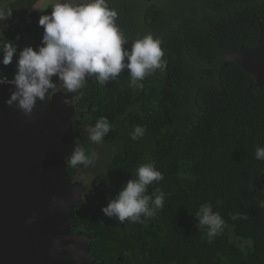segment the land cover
Returning <instances> with one entry per match:
<instances>
[{"label": "trees", "instance_id": "trees-1", "mask_svg": "<svg viewBox=\"0 0 264 264\" xmlns=\"http://www.w3.org/2000/svg\"><path fill=\"white\" fill-rule=\"evenodd\" d=\"M108 2L119 13L126 47L152 33L162 41L167 66L136 85L128 70L103 86L91 76L78 91L74 119L92 127L106 117L113 125L99 146L107 157L99 177L109 188L96 210L149 162L164 179L148 194L159 189L165 198L143 223L88 217L77 207L79 228L95 239L93 255L105 264H264V174H258L264 161L255 157L256 148L264 147V85L223 57L258 44L264 0ZM53 5L24 27L35 48L44 32L39 18ZM136 126L145 134L132 140ZM80 138L77 131V147L97 153ZM205 203L225 221L211 241L206 228L197 227L196 213Z\"/></svg>", "mask_w": 264, "mask_h": 264}, {"label": "clouds", "instance_id": "clouds-1", "mask_svg": "<svg viewBox=\"0 0 264 264\" xmlns=\"http://www.w3.org/2000/svg\"><path fill=\"white\" fill-rule=\"evenodd\" d=\"M51 9L50 14L42 15L38 21L44 29L41 44L36 48L29 45L19 51L17 70L10 80L0 75V84L14 85L5 103L15 105L26 116L32 115L37 100L43 101L57 87V82L62 83L66 93L75 94L91 76L103 86L128 70L131 83L136 85L146 75L166 68L162 41L152 33L135 39L130 49L126 47L129 38L117 24L119 13L116 8L110 7L108 0H58ZM10 14L0 11V21ZM2 31L3 26L0 25V35ZM0 52L3 53L0 63L7 66L17 54V45L6 39V42L0 43ZM73 99L74 95H65L63 102L71 106ZM112 127L106 117H101L89 128V140L103 143ZM144 134L145 128L136 126L131 139H140ZM255 157L264 161V147L256 148ZM96 159L95 151L81 146L68 154L66 162L72 167L89 166ZM163 179V173L154 163L141 164L136 169L135 178L129 179L101 211L121 223L126 219L132 223H143L142 217H154L164 207L163 192L157 189L152 195L148 194L149 186ZM259 206L264 208V201H260ZM238 215L234 214L232 218L236 219ZM196 220L197 227L206 228L210 241L225 224L210 203L201 205Z\"/></svg>", "mask_w": 264, "mask_h": 264}, {"label": "water", "instance_id": "water-1", "mask_svg": "<svg viewBox=\"0 0 264 264\" xmlns=\"http://www.w3.org/2000/svg\"><path fill=\"white\" fill-rule=\"evenodd\" d=\"M260 28L256 46L223 55L224 64L238 63L253 74L258 87L264 85L263 22ZM13 90L0 84V264L98 263L91 253L94 238L73 231L75 205L85 190L71 180L66 162L77 148L78 92H52L48 103L37 100L29 117L5 103ZM65 95H74L71 106Z\"/></svg>", "mask_w": 264, "mask_h": 264}, {"label": "flooded vegetation", "instance_id": "flooded-vegetation-1", "mask_svg": "<svg viewBox=\"0 0 264 264\" xmlns=\"http://www.w3.org/2000/svg\"><path fill=\"white\" fill-rule=\"evenodd\" d=\"M39 1L34 3L32 0H0V11L11 13L10 16H8L6 19L0 21V25L3 26L2 35H0V43L6 42L7 39L13 41L17 45V54L14 55L12 63H10L7 66L0 63V75L6 76L9 80L13 77L14 73L17 70L16 62L19 51L29 45L35 48L34 44L36 40L32 38L30 35H28L27 32H25L24 27L26 26V24L33 22L35 15L41 14L46 9H48V7L46 9H39V3H38ZM2 55L3 53L0 52V58H2ZM57 86H59V88H55L54 90H51L50 94L60 89L64 90L61 82H57ZM79 112L77 110V113ZM80 115L82 118L83 114L80 113ZM74 126H75V133L77 131L80 132L81 135L80 139L83 140L82 143L88 145L89 147H93V149H95L94 147H96L98 144L91 142L88 137H86L83 133H81V131L84 130L86 126L89 125H85V124L81 125L77 121V119H74ZM99 145H101V143ZM97 158H98V153H97ZM84 168H88V166L78 165L76 167L71 168L72 169L70 174L71 180L82 182L85 186V190L83 191L82 194V200L78 201L75 207L76 209L77 207L78 209L80 208V212L85 213V215L88 217L91 215H96L93 216L94 218H97L98 217L97 215L105 216V214L101 211V209L102 207L107 205V199L102 204V206L98 211L96 209L99 203L107 196L109 186L105 184L99 177V173L101 172L100 170L95 171L92 174L93 177L91 176L89 177V175L86 174V171L83 170ZM77 224H78L77 227H74L75 230L73 231L75 233L83 232L79 228V223ZM92 257L93 259H97L98 262H100L101 264L102 263L105 264V262L102 261L100 258L95 257L93 253H92Z\"/></svg>", "mask_w": 264, "mask_h": 264}, {"label": "rangeland", "instance_id": "rangeland-1", "mask_svg": "<svg viewBox=\"0 0 264 264\" xmlns=\"http://www.w3.org/2000/svg\"><path fill=\"white\" fill-rule=\"evenodd\" d=\"M58 0H40L39 3V9H46L47 7H49L50 5H53L55 3H57ZM56 88H59V86H57ZM89 126H86V128L84 130L81 131V133H83L86 137L89 138ZM99 144L96 146L97 149V153H98V158L96 159L95 163L93 165H89L88 168H84L83 170L86 171V174L89 175V177H93V173L97 170H103L104 164L107 160L106 157V153L103 152V150H101L99 148Z\"/></svg>", "mask_w": 264, "mask_h": 264}]
</instances>
